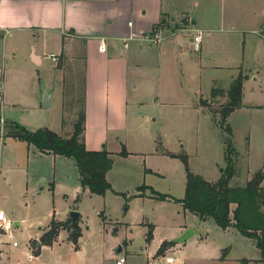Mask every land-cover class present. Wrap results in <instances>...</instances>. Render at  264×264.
Instances as JSON below:
<instances>
[{
	"label": "rangeland",
	"instance_id": "374dc122",
	"mask_svg": "<svg viewBox=\"0 0 264 264\" xmlns=\"http://www.w3.org/2000/svg\"><path fill=\"white\" fill-rule=\"evenodd\" d=\"M179 1V9L189 8L196 20L206 23L211 16L215 30L203 32L200 51L208 68L199 78L183 61L167 54L156 59L155 53L149 74L129 97L127 114L115 115L113 126L104 120L102 130L87 129L86 149H106L113 161L107 172L111 189L102 195L81 189L73 159L40 156L32 145L7 136L5 125L12 119L28 130L58 131L61 115L67 128L73 125L82 110L81 67L65 70L74 77L66 83L62 110L55 96L53 105L42 109L40 96L52 88L56 62L45 58L41 65L31 64L27 49H3L0 41V208L13 223L7 243L0 235L2 263L116 264L124 257L123 264H153L173 257V264H264L253 240L233 228H219L211 218L200 219L177 201L186 181L182 155L191 172L211 182L226 165L227 137L219 112L239 64L235 76L245 74L243 67L252 72L246 77L253 74L244 85L243 102L259 107L245 106L226 119L235 149L229 185L243 186L254 172H264V0ZM175 21L178 32L191 27L187 17ZM152 45L153 50L158 46ZM187 51L197 54L189 43ZM213 87L225 95L212 97ZM151 191L168 197L153 198ZM70 210L81 214L75 242L76 229L65 224ZM51 227L57 229L55 239L41 245V235ZM181 230L193 234L172 242Z\"/></svg>",
	"mask_w": 264,
	"mask_h": 264
},
{
	"label": "crops",
	"instance_id": "0c3cea01",
	"mask_svg": "<svg viewBox=\"0 0 264 264\" xmlns=\"http://www.w3.org/2000/svg\"><path fill=\"white\" fill-rule=\"evenodd\" d=\"M179 8H182L179 0H0V41L3 49H27L29 61L34 65H41L45 58L49 59V54L56 56L57 77L53 80L51 90L43 89L48 93L50 103L45 109L53 105L55 96L62 110L66 83L74 77H68L65 70H72L73 73L81 67L83 135L86 144L88 128L102 130V121L106 120L107 124L113 126L115 115L120 116L124 111L127 114L129 97L137 90V82L141 77L149 74L147 66L155 53L156 59L158 55L167 54L175 61H183V67L188 66L187 71L193 68L197 70L199 78L208 68L201 59V45L197 54H189L187 48L190 36L180 33L183 30L178 32V23L175 21L172 25L171 21L180 17L189 18L191 27L202 31L203 40V32L215 30L211 26V16L208 15V22L205 23L192 17L189 8ZM156 27L159 31L164 30L162 32L168 37L165 36L162 43L155 44L158 45L155 46L157 51L155 47L153 50L152 44L141 40ZM173 28L174 33L171 31ZM66 66L69 68L65 69ZM240 66L243 64L233 67L234 75H230V82ZM243 70L244 76L252 73L246 72L244 67ZM252 75L245 76L243 81L241 107L229 115L245 106L259 107L243 102L244 85ZM40 105L42 107L41 99ZM60 118L59 130L53 131L69 136L73 125L67 128L62 115ZM122 128L108 130L117 132ZM38 153L40 156L51 155L59 159L64 157ZM0 210L5 213L2 208ZM19 223L18 220L14 221L15 226ZM5 238L7 243L8 238Z\"/></svg>",
	"mask_w": 264,
	"mask_h": 264
},
{
	"label": "trees",
	"instance_id": "16d2710c",
	"mask_svg": "<svg viewBox=\"0 0 264 264\" xmlns=\"http://www.w3.org/2000/svg\"><path fill=\"white\" fill-rule=\"evenodd\" d=\"M244 79L245 76L241 73L233 79L226 93L227 101L219 112V126L227 137L224 140L226 165L220 169L218 179L211 182L201 175L191 172L187 164V156L182 155L186 181L184 196L177 201L181 203L184 210L196 214L200 219L211 218L219 228H233L253 240L260 253L259 260L264 263V187L262 186L264 172L261 169L257 170L243 186L229 185L235 173L233 165L235 149L230 138L232 129L226 123V119L233 110L242 105ZM224 93L220 87H213L210 91L212 97L225 95ZM5 125H7V127L5 126L7 136L23 140L41 153H51L73 159L82 188H87L91 193L99 195L111 189L106 178L113 163L110 153L106 149L88 151L85 147L84 110L79 112L69 136L60 135L46 127L28 130L12 120H9ZM120 153L125 155V149L122 148ZM151 192L154 195L152 197L159 200L168 197L166 194ZM52 224L54 225V223ZM51 228L41 235V245L50 244L55 239L57 229ZM74 233L71 238L75 242L80 234L78 228Z\"/></svg>",
	"mask_w": 264,
	"mask_h": 264
},
{
	"label": "built area",
	"instance_id": "2783aa9c",
	"mask_svg": "<svg viewBox=\"0 0 264 264\" xmlns=\"http://www.w3.org/2000/svg\"><path fill=\"white\" fill-rule=\"evenodd\" d=\"M186 32L187 35L190 36L189 43L192 45L194 50H199L200 45L202 42V31L198 28L190 27V28H183L181 29ZM164 37L160 33V31L150 32L145 34L141 40L149 43V44H158L159 42L163 41ZM126 47V45H125ZM48 57L52 61H57V58L53 54H49ZM13 223L11 219L2 211L0 210V235L6 236L8 239L12 238L11 230H12ZM17 243L14 241L12 242V246H16ZM5 257V252L0 250V264H5L3 258ZM175 259L173 257H165L163 262L155 261L153 264H173ZM125 262L124 257H120L116 260V264H123Z\"/></svg>",
	"mask_w": 264,
	"mask_h": 264
},
{
	"label": "water",
	"instance_id": "95a60500",
	"mask_svg": "<svg viewBox=\"0 0 264 264\" xmlns=\"http://www.w3.org/2000/svg\"><path fill=\"white\" fill-rule=\"evenodd\" d=\"M41 103H42L43 109L47 108L48 105L50 104L49 96L46 91H43ZM80 218H81L80 212H78L77 210H71L68 212V218L65 220V224L68 225L71 229H75ZM192 234H193L192 231L185 230L180 236L174 238L172 242H175V243L183 242ZM118 251H120V248Z\"/></svg>",
	"mask_w": 264,
	"mask_h": 264
}]
</instances>
